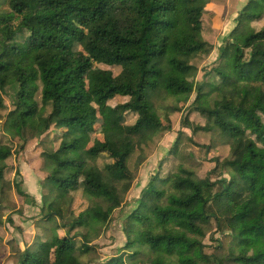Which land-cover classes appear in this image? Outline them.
Returning a JSON list of instances; mask_svg holds the SVG:
<instances>
[{
    "label": "trees",
    "instance_id": "obj_1",
    "mask_svg": "<svg viewBox=\"0 0 264 264\" xmlns=\"http://www.w3.org/2000/svg\"><path fill=\"white\" fill-rule=\"evenodd\" d=\"M208 2L0 0L7 5L0 11V131L7 139L0 140V193L11 188L4 172L15 140L23 148L52 126L60 129L48 138L57 146L41 152L48 173L38 220L54 223L50 235L39 233L31 246L14 250L18 264H95L88 230L105 229L115 217L124 242L106 264H144L150 253L158 254L157 264H264V24L253 25L264 15V0L244 3L217 65L195 81L193 60L212 48L202 36ZM91 58L118 72L91 69L87 88ZM192 93L191 108L204 124L184 117L183 126L208 133L206 147L226 145L228 154L213 158L214 167L199 177L177 141L168 150L179 158L174 169L156 171L128 200L136 176L129 160L169 129L160 115L181 111ZM89 94L110 126L139 136L137 147L96 128ZM4 95L12 107L3 114ZM116 98L124 101L110 104ZM126 112L136 114L132 124H124ZM101 155L108 161L99 165ZM13 185L28 197L21 182ZM77 193L87 204L74 214ZM214 234L240 251L224 260L207 253L206 236L223 246Z\"/></svg>",
    "mask_w": 264,
    "mask_h": 264
},
{
    "label": "rangeland",
    "instance_id": "obj_2",
    "mask_svg": "<svg viewBox=\"0 0 264 264\" xmlns=\"http://www.w3.org/2000/svg\"><path fill=\"white\" fill-rule=\"evenodd\" d=\"M247 0H209L206 5V11L202 16V36L212 46L207 55L197 56L193 60L195 72L190 73L189 77H194L195 81H200L204 78L205 72L211 69L218 63V48L222 44L223 39L231 31L235 25V21L239 10ZM7 8L6 3L0 4V11ZM264 24V15L258 21L253 23L257 28ZM76 49H81V44L76 43ZM92 67L84 76L86 87L90 83V71L94 68L110 69L113 74L118 72L115 66H106L101 64L95 58H91ZM192 93L186 100L181 111L170 113H162L160 118L169 129L162 130L149 140L141 150H137L136 154L129 160V166L134 167L135 180L132 188L127 194V199L136 198L141 188L147 183L148 179L156 172L165 174L172 171L175 165L179 162L178 157H173L168 154V150L172 144L178 141V148L183 153L184 162L191 167L199 177H204L207 172L214 167L213 158H224L228 154L226 145H217L216 147H206L210 144V135L203 131L193 132L191 129L183 126V118L186 117L193 124H204V119L191 108V102L194 99ZM90 101L97 108L96 128L103 129L107 136L117 142L127 141L131 145L137 147L139 145V136L136 134L125 135L122 133L121 126H110L100 110L98 104L89 94ZM185 99V98H182ZM181 99V100H182ZM6 109L2 112L6 113L12 106L9 96L4 95ZM124 98H116L110 101V104L123 102ZM172 99H167L165 103L171 104ZM136 118V114L126 112L124 114V124H132ZM2 121V120H1ZM1 127V125H0ZM60 130V129H59ZM59 130L51 127L39 140L29 139L19 147L17 140L12 144L15 149L9 158H7V168L4 172L6 181L11 183L10 189H5L0 193V264H18L17 252L15 249L23 250L26 245L31 246L39 238V233L50 235V228L53 221L44 222L38 220L40 194L43 189L41 183L47 175V170L44 169L41 152L44 150H52L57 146V141L49 142L48 138L59 134ZM94 134L89 133L86 140L91 143ZM0 140L6 142V137L0 131ZM138 149V148H137ZM140 153V155H138ZM142 158L141 163L135 166L138 158ZM108 161L104 155L98 158V164ZM161 163V164H160ZM21 182L22 190L28 195L24 198L16 193L13 185V180ZM30 198H33L37 205L30 203ZM87 202L82 199L78 193L73 202L74 214L85 208ZM214 236H219L214 234ZM223 246L216 247L219 242L210 241L208 236L204 242L210 244L206 248L207 253H213L220 259L228 258L231 255H236L240 249L232 250L228 237L219 236ZM88 242L96 245L97 254L95 256V264H106L110 257L115 255L116 250L122 246L124 235L121 231V221L116 217L108 223L105 229L88 230ZM158 254H148L144 264H157ZM224 264H233L224 262Z\"/></svg>",
    "mask_w": 264,
    "mask_h": 264
}]
</instances>
